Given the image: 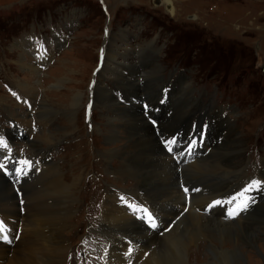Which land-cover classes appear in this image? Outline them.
<instances>
[{"label":"rangeland","instance_id":"374dc122","mask_svg":"<svg viewBox=\"0 0 264 264\" xmlns=\"http://www.w3.org/2000/svg\"><path fill=\"white\" fill-rule=\"evenodd\" d=\"M104 1L109 6L110 19L104 14L106 10L101 7V0H0V128L9 129L8 136L15 135V128L22 130L21 135L13 139V146L17 151L15 154H21L23 149H27L25 152L29 154L30 147L26 141L37 149L45 150V157L48 155L47 149L50 148L54 158L52 161L58 163L63 174L67 173L63 178L68 179L67 181L70 182L68 185L76 186L73 191L72 214L69 218L70 227L63 232L67 243L66 251L61 258L63 264H100L101 262V258H97L101 251L98 254H87L90 250L84 247L86 243H92L95 238L97 240L98 236L95 232H99L98 227L94 232L84 220L88 209L97 210V200L101 197V193L96 192L97 187L89 185L93 183L91 180L95 179V170L100 164L93 161L103 160L105 166L103 174L110 180H104V187L128 189L133 185L129 192L135 189L134 180L126 182L116 172L117 168H120V160L124 159V155H120L119 152L128 146L125 139L135 136L132 134L134 132L130 133L131 130H134L138 124L152 128L143 118L142 108L135 102V94L139 96L137 100L143 99L142 102L148 101L154 105L159 100L157 95L171 93L168 105L163 107L160 115H157L161 117L159 124L161 133H167L171 137H174L176 131L181 135L188 133L192 122L197 121L200 124V119L208 117L210 130L208 136L212 138L206 140L205 135L203 144H197L196 148L203 150L206 156L201 154L202 157L190 164V169L185 170L189 175L195 177L199 175L197 178L209 182L208 175L219 174L216 170L213 172L209 170L208 173L195 171L200 160L209 157L214 145L219 144L217 147L219 151L221 145L223 149L229 142L225 141V138L223 143L217 142V138L221 137L222 131L226 129L228 121L231 126L230 137L234 136V138L233 141L231 140L233 144L228 143L226 146L235 149L237 153H231L234 158L226 165L235 166V170H241L249 179L258 173L264 175V68H261L264 65V0ZM167 1L171 2L172 13L167 11L170 8L166 4ZM106 25L110 31L108 34H111L110 41L103 36ZM32 36H34L33 43H28L27 39L30 40L29 37ZM47 39L51 41L52 60L47 63L44 70L38 69L37 73H31L27 70V65L30 68L31 65L37 68L34 65L37 45L43 41L51 53ZM104 40L107 43L104 47L108 48V53L111 50L118 53L116 60L121 63L113 66L110 61H104L99 73L107 64L115 75L111 70H106L104 77L107 79L101 81L102 78L98 77L96 82L93 70L97 68V60ZM148 43H151L148 49L146 46L144 51L137 53V46ZM149 48H156L160 53L155 55ZM45 61L47 57L39 56V64H45ZM152 67L161 73L150 79L138 77L139 82L141 79L145 82L146 91L131 93L126 89L129 86L125 84L134 81L132 74L140 70H150ZM180 72L184 79L179 76ZM92 82L95 83L92 85ZM22 84L33 91V94L27 95ZM96 86L101 87L112 98L114 96L115 101V97L120 99V103L116 102L119 107H129L132 104L129 114L133 115V118L136 117L137 123L132 121L127 126L121 124L120 127V122L113 119L110 109L103 105L101 100L96 99ZM178 86L182 92L176 93L175 98L173 93L179 91L176 89ZM140 87L145 88L143 85ZM13 92L16 93L15 96ZM76 95L80 98L75 108H72L71 98ZM92 96L95 100L89 109ZM177 100L180 102L177 103ZM193 100L207 107L203 110L205 115ZM44 106L47 108H43ZM170 108L174 109V113L172 112L168 118L166 113ZM224 113L229 117H224ZM118 115L120 116L118 118H130L122 112ZM16 119L20 120L21 126L17 124ZM138 120L143 123H139ZM197 122L192 124L191 132H195L194 135L199 137V133L205 127H196ZM172 124L175 127L179 126L178 130L174 129ZM181 124L184 125L185 129H182L185 132L181 130ZM220 124L222 129L218 127ZM203 125L206 126V123ZM124 126L127 129L122 130ZM110 131L117 133L118 141H105L104 137ZM46 132H50L56 142L50 144L51 140ZM153 137L158 143L157 135L154 134ZM54 139L52 138V141ZM72 143L74 146H71ZM77 143L79 146L76 145ZM68 147H74L76 150L69 151ZM118 147H121V151L117 152V156L115 153V157L112 158L108 150ZM219 152L220 157L213 158L212 162L222 157V152ZM86 153L89 160L85 157ZM195 163L198 165L192 168ZM221 163L225 164L226 161ZM27 176H30V173ZM236 179L239 183L238 176ZM245 180H242L240 185L246 184ZM255 180L259 179L255 176ZM39 183L40 180L34 181V177L30 182H23L28 184L29 188L33 187L32 189H37ZM263 187L264 183L260 190ZM108 191L110 190L106 192ZM257 192L251 191L249 196ZM206 194H209L208 191L193 195L200 196L202 202L201 195ZM21 195L30 202L24 189ZM46 198V196L39 197L36 202ZM170 198L169 195L158 194L153 200L163 205L168 203ZM262 199L264 200V197ZM259 202L246 216L264 206V203L259 204ZM201 204L197 207L205 206ZM178 205L173 211L167 212L173 220L170 231L182 216H178L176 212L182 208L180 203ZM194 212L203 215L197 208ZM217 212L222 216L223 213L216 209H213L210 215H216ZM246 216L239 215L241 218L239 220ZM237 219L238 217L228 223ZM247 221V225L245 224L247 228L258 226L257 229L262 234L256 235L259 244L255 248L249 246L243 248L248 253L247 258L237 264H264V224L252 225V220ZM97 222L99 224V219ZM74 229L76 232L71 234ZM18 232L19 229L12 233L10 238L17 240L15 236ZM158 233L154 234L160 239L163 232L158 231ZM212 242L216 244L215 241L207 240L198 242V248L192 247L189 264H208L206 263L210 258L208 248L212 246ZM95 245L96 250L99 251L100 245L97 243ZM86 255H93L95 258H87Z\"/></svg>","mask_w":264,"mask_h":264},{"label":"bare ground","instance_id":"6f19581e","mask_svg":"<svg viewBox=\"0 0 264 264\" xmlns=\"http://www.w3.org/2000/svg\"><path fill=\"white\" fill-rule=\"evenodd\" d=\"M166 4L170 7L168 9L169 12L172 13L171 2L167 1ZM110 37L111 34L105 39L110 41ZM148 45H151V43L144 44V46H137V53L141 50L144 51V47L146 46L148 49ZM150 50L155 53V55L158 53L156 48ZM117 55L118 53H115L112 50L108 53L107 48L105 49L104 61H110L113 66L120 64L121 62L116 60ZM27 67V70L31 73L38 72V68H33V65H31V68L29 65H27ZM106 70H111L107 64L102 67L98 76L99 79L106 75ZM111 72L115 75L113 70H111ZM160 73L161 72L154 67L150 68V70L137 71L134 73L135 75H131L132 79H134V84L127 82L125 85H128L129 87L126 89L131 93L146 91L147 86H145V82L143 79L139 82L138 77H148V79H150V77ZM177 83L179 84V82ZM142 85L145 88H141L140 86ZM121 86L124 87V85ZM22 87L26 90L25 93H27V95L33 94V91L28 90L24 84H22ZM176 89H179V91H174V97L176 96V93L182 92L179 86ZM95 94L96 99L101 100L103 105L110 109L113 119L120 122V127L121 124H126L127 126L132 121L137 123L135 119L136 117L133 118V115L129 114L130 106H132V104H130V106L128 105L129 107H119L116 101L99 86H96ZM79 98L80 96L78 97L77 95L71 98L72 108H75ZM28 99L32 100L31 98ZM44 103H46V101ZM193 103L198 106L201 109L202 114L205 115V111L203 110L207 107L198 101L193 100ZM45 107L46 106L43 108ZM119 112L125 113V116L128 115L130 118H118ZM139 116L142 119V116ZM159 119L161 120V117H159ZM138 122L143 123V121L139 120ZM228 122H226L227 127L222 131V135L223 138H225V141L228 140V143H232L234 136L230 137L231 126ZM169 124H171V122H169ZM126 126L122 127V130L123 128L127 129ZM181 126V129L184 128V125L181 124ZM221 126V124L218 125L220 129H222ZM172 127L175 129L173 124ZM213 132H215L214 129ZM130 133L135 136L127 137V140L125 139V142L128 145L126 146L127 148L124 146L125 149L123 150L122 148V151L120 149L121 147L108 150L111 152L109 155H111L112 158L115 157V153L116 156L118 155L117 152L119 150L121 151L119 152L120 155H124V159L120 160V168H117L118 170H116L117 174L123 179L126 177L133 178L136 185L131 193L134 195L139 194L142 199L148 201L152 207L159 212L164 222V224H162L163 230L173 221L167 212L176 209L179 206V203L182 208L181 210H176V212L178 216H182L177 220V223L173 226L171 231H162V237L159 239L153 232L144 228L141 222L136 221L131 216L127 215L124 208L118 207L116 205L117 200L111 191L106 192L102 207L98 210L101 212L98 230L101 238L104 241L111 243L110 247L106 248L108 256L106 255L105 259L108 260V264H125V262L131 257L134 264H189L188 259L189 255H191L190 249L192 247L198 248V242L207 240L215 241L219 246H216V244L212 242V246L208 248L210 258L208 257L209 259H207L208 262L206 263L237 264L240 260L244 261L247 258L246 255L248 253H246L243 248L247 246L255 248V246L259 244L256 235L262 234V232L257 229L258 226H256L257 228H247V220H252V225L257 223V225L261 226L262 223L264 224V206L258 208L256 212L253 211V213L246 216L241 221L239 220L241 218L238 216V219L232 223H228L229 220H223V217L219 216V212H217L216 215L211 214L206 216L194 212L196 207L201 203H203L201 205H206L218 196L222 194L224 195L226 193V190L224 189L231 187L230 191H232L234 188L242 186L240 185V182L245 179L243 172L239 169L235 170V166L233 167L231 165V167H229L226 165L229 160L234 158L231 153H237L235 149L228 148L226 146L228 143L223 149L221 148V145L219 151L222 152V157L216 162H212L213 158H219L221 155L217 150L219 144L214 145L209 157L207 156V159L200 160L199 165L197 163L192 165V168H195V166L198 165L195 172L201 171L208 173L209 170H211V172L214 170L219 172V174H213L214 176L211 174L208 175L210 181L204 182L203 179L197 178L199 175L195 177L189 175V173L185 171L186 169H190V164L182 169H179V166H174L170 157L167 156L162 151L159 144L153 140V135L155 134L154 129L138 124ZM194 134L195 132H190L182 135H187L189 140V136H193ZM47 137L51 140L50 144L56 142L54 136L50 132L47 133ZM52 138L54 139L53 141ZM104 139L109 142L118 141L119 137L115 131H110ZM26 143L30 147V153L37 157L41 154V160H43V162L40 163L39 170H37V167H34L36 172L34 181L39 179L40 183L37 186V189H32L33 187L29 188L28 184H23L24 181L22 182L21 187L24 189L25 194L30 200L29 202L21 195L22 192L20 190L18 191V194L16 193L18 195L16 196L8 182L0 177V224H3L9 237L19 229V237L17 240H15V238H10L11 243L2 242V240H0V264H61L62 254L66 251L67 244L63 232L70 227L69 218L72 214L71 206H73L72 204L74 203L73 191L76 186L72 184L68 185V183H66V180L68 179L65 180L59 174L57 166L54 163H48L46 161L43 151H39V149L33 144H30L29 141H26ZM221 143H223V140ZM104 154H106V152ZM225 161V164L221 163ZM177 170L181 171L180 176ZM237 176L239 177V183L236 182ZM256 177L260 180L264 175L263 173H258ZM179 179H181L182 182L185 181L187 183H190L193 181L192 179H194L196 182L194 181L192 186L202 185L205 191H208L209 194L201 195L202 202H200V196L192 195L191 199L193 203H190L189 205L184 204L182 197L183 193L181 192V189H178ZM41 194L47 198L40 199L36 202L39 197H44ZM158 194L169 195L171 198L168 203L161 205L157 200H153ZM19 201H21V203H19ZM22 201H24V203H22ZM261 203H264L263 199L259 202V204ZM20 205L24 209L23 212L20 211ZM185 209L187 210L185 211ZM214 209L220 211L216 206ZM129 248L132 249L130 256L126 255ZM99 249L102 255L103 250L101 248ZM204 258H206V255Z\"/></svg>","mask_w":264,"mask_h":264},{"label":"snow or ice","instance_id":"6c2138e0","mask_svg":"<svg viewBox=\"0 0 264 264\" xmlns=\"http://www.w3.org/2000/svg\"><path fill=\"white\" fill-rule=\"evenodd\" d=\"M105 34L107 35V30L105 31ZM12 94L14 96L16 95V93L14 92ZM90 107L91 105H89V109ZM205 134H206V126H205V129L201 130V132L199 133V137H197L196 135H193L190 137L188 144L185 146V151L181 152L180 155L181 156H184L185 154L191 155L195 147L197 146L198 142L200 144L203 143ZM164 145L167 151L169 153H172L174 150V147L177 146V140L175 137H173L171 139L164 141ZM0 149L6 150L7 153L9 154V156L4 157L5 162H0V170L4 171L5 174L9 176H13L15 178L16 183H19L23 177L28 175L29 171H31L33 167H36V165H34L32 161L27 160V159H21V160L16 161L13 164L12 169H9L7 167L6 161H8L10 158L11 148L9 147V145L7 144V142L5 141L3 137H0ZM36 163L38 165L39 162H36ZM37 170H39L38 167H37ZM262 183L264 182L253 180L249 183V185H247L242 190L241 193H239L237 196L231 197L228 201H226L227 204L233 205L232 207H229L227 210V218H234L235 216L239 215L241 212L246 211L250 203L255 202L254 199L247 194L250 193L251 191H259L261 189ZM184 191L185 193H187L188 189L184 188ZM121 199L123 200V197H121ZM223 203L225 202L217 200V201H214L212 204H210L208 207L209 209H211L212 207H215L216 205L222 206ZM128 207L132 208L134 213L136 211H139L140 218L142 220H146V222L150 225L151 228L155 229L157 227L154 217L147 211L146 208L137 209L131 204L128 205ZM186 210L187 209H185V211ZM0 240L11 243V239L7 233V230L4 228L3 224H0ZM131 252H132V249L129 248L127 255L130 256Z\"/></svg>","mask_w":264,"mask_h":264},{"label":"flooded vegetation","instance_id":"af4514ba","mask_svg":"<svg viewBox=\"0 0 264 264\" xmlns=\"http://www.w3.org/2000/svg\"><path fill=\"white\" fill-rule=\"evenodd\" d=\"M169 12V10H167Z\"/></svg>","mask_w":264,"mask_h":264}]
</instances>
